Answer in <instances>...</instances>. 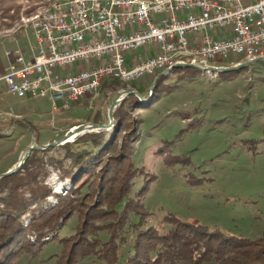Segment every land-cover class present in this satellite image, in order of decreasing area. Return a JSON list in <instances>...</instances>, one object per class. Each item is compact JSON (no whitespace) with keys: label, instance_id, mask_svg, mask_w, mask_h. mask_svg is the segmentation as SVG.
<instances>
[{"label":"rangeland","instance_id":"rangeland-1","mask_svg":"<svg viewBox=\"0 0 264 264\" xmlns=\"http://www.w3.org/2000/svg\"><path fill=\"white\" fill-rule=\"evenodd\" d=\"M47 4L48 0H0V27L4 29L14 23V26H23L28 17L22 16L23 12H36ZM32 35L30 43L34 42L33 31ZM25 41L26 49L20 48L29 55L30 43ZM141 50L143 47L134 52ZM236 59H215L213 63L226 66L243 61ZM158 73L130 82L113 81L108 77L95 92L83 96L67 109H52L48 96L32 97L20 104L16 103L20 100L18 97L9 95L13 110L35 112V122L29 127L24 119L11 118L14 134H2L5 139L0 143V156L8 154L3 162L0 158V170L7 161L9 163L0 172L13 166L34 141L42 144L61 138L69 128L80 123H108V107L117 92L125 87L138 92L126 94L115 106L109 128L85 132H102L107 140L115 137L114 145L102 150L101 162L92 166L89 175L80 173L73 181L65 176L71 157L60 143L45 148V152L34 149L33 153L32 150V157L24 162L22 169L0 177V184L3 183L0 192L5 194L10 184L25 182L34 176L37 184L58 193L49 195L44 206L54 205L59 195L70 187L83 185V190H90L89 209L102 207V194L96 198L98 181H102L100 176L108 188L117 178L116 174L120 178L130 175L126 161L113 156L119 151L124 133L135 124L138 137L129 159L140 171L130 184L132 191L145 186L142 202L146 216L142 227L153 225L162 232L169 227L164 216L172 213L214 233L251 238L260 234L264 230V60L227 71L176 66L154 81ZM118 106L121 110L117 116L114 112ZM21 131L25 132L22 141L14 142ZM81 135L66 141L73 151L83 145L76 141ZM107 158L114 165L104 168ZM117 169L122 171L121 175ZM85 182H89L87 188ZM24 191L28 197V191ZM3 202L5 200L0 205ZM37 203L33 199L30 210L37 209ZM75 216L60 228L48 230L50 233L46 230L44 235L54 232L56 237L45 241L35 253H22L15 264H57L62 248L59 237L80 226L78 221L82 218ZM139 218L131 214L129 222H138ZM24 220L27 224L29 219ZM131 227L129 223L125 225L127 241L121 244L120 260L126 257L131 244L134 232ZM99 235L107 237L104 230ZM104 263L96 256L77 262Z\"/></svg>","mask_w":264,"mask_h":264},{"label":"built area","instance_id":"built-area-1","mask_svg":"<svg viewBox=\"0 0 264 264\" xmlns=\"http://www.w3.org/2000/svg\"><path fill=\"white\" fill-rule=\"evenodd\" d=\"M25 22L30 53L7 49L0 79L19 97L48 96L54 110L108 77L130 82L176 61L264 58V0H48Z\"/></svg>","mask_w":264,"mask_h":264},{"label":"trees","instance_id":"trees-1","mask_svg":"<svg viewBox=\"0 0 264 264\" xmlns=\"http://www.w3.org/2000/svg\"><path fill=\"white\" fill-rule=\"evenodd\" d=\"M120 110L119 106L116 107L114 115L118 116ZM137 137L138 131L133 124L122 136L119 151L113 156L126 161L130 175H122L120 178L116 174L117 178L108 188L103 176H100L103 182L98 181L99 192L96 198L102 194V207L89 209L87 201L90 190H83V185L70 187L64 194L59 195L54 205L44 206L49 195L58 193L46 185L37 184L34 176L31 180L10 184L11 187L5 194L0 192V202L5 200L0 205V264H15V260L22 253H35L45 241L56 237L54 232L44 235L45 231L64 225L73 215L81 217L82 220L78 221L80 226L72 233L59 237L62 248L57 256V264H77L87 256L102 258L104 264H175L179 261L184 264H264V230L253 238L214 233L172 213L164 216L169 227L162 232L153 225L142 227L146 216L142 202L145 186L132 191L130 184L140 171V167L129 159ZM114 138L111 136L107 140L102 132L84 133L76 140L83 145L75 151L68 142L62 143L67 156L71 157L65 176H70L73 181L80 173L89 175L92 166L97 161L98 164L101 162L102 150L114 145ZM31 157L32 154L25 163ZM109 159L104 161V168L114 165ZM117 172L119 175L122 173L120 169ZM86 177L87 175L84 179ZM88 183L84 184L86 188ZM2 186L3 183L0 184V189ZM24 190L28 191V197L24 195ZM33 199L39 205L37 209L30 210L29 205ZM131 214L139 215V221L129 222ZM25 217L29 219L27 224H24ZM128 223L134 232L126 257L120 260L121 244L127 241L125 225ZM102 230L107 233L106 238L99 235Z\"/></svg>","mask_w":264,"mask_h":264},{"label":"crops","instance_id":"crops-1","mask_svg":"<svg viewBox=\"0 0 264 264\" xmlns=\"http://www.w3.org/2000/svg\"><path fill=\"white\" fill-rule=\"evenodd\" d=\"M33 11H30V13L29 11L23 12L22 16L26 15V17L27 16L29 17L33 13H35ZM15 24L16 23L9 25L4 29L0 27V76L5 71L9 62V59L6 56L5 51L9 48H14V47L15 48L21 47L22 49L23 48L26 49L25 39L28 40L29 43L32 41V40L30 41L29 38V36L31 37L33 36L31 27L26 24H24L23 26L21 24L14 26ZM9 95L18 97L20 100H18L16 103H20V104L32 99V97L29 96L19 97L9 92L7 90L5 82L2 79H0V143L3 141V139H5L2 134H6V135L14 134L13 131L14 122L13 119H11L12 117H17V119L19 118L24 119L23 122L26 123L29 127H32V123L35 122V114H34L35 112H28V111L23 112L20 110H13L11 104H9ZM9 108H11V110H9ZM27 117L29 120L25 119ZM24 134L25 132L21 131L18 136L14 137L15 138L14 142H21L22 138L24 137L23 136ZM7 154L8 152L3 153V155L0 156V158H2V162L6 159ZM8 163L9 161H7L3 169H6Z\"/></svg>","mask_w":264,"mask_h":264},{"label":"water","instance_id":"water-1","mask_svg":"<svg viewBox=\"0 0 264 264\" xmlns=\"http://www.w3.org/2000/svg\"><path fill=\"white\" fill-rule=\"evenodd\" d=\"M260 60H264V58L263 57H254L251 59L239 61V62L235 63L234 65H226V66H214V65L204 66L201 64L193 63V62H177V63L171 65L170 67H168L165 71L159 72L157 74V76L155 77L154 81L160 76L161 73L168 72L169 70H171L173 67H176V66H193V67H196V68L201 69V70L205 69V70H209V71H211V70L227 71V70H233V69L241 68V67H244L250 63L260 61ZM130 92H133L136 94L138 93L137 90L132 88V87H125V88L120 89L117 92V94L115 95V97L112 99V101L109 104L108 111H107V116L109 119L108 123H98V122L80 123V124L74 125L71 128H69L61 138L53 139L52 141H50L48 143H42V144L37 143L36 141L32 142L30 145H28V147L25 149L22 156L19 158V160L13 166H11L6 171L0 172V177L9 175V174L16 172L19 169H21L25 160L27 159V157L29 156L31 151L34 149H45V148H48L49 146L57 145V144L72 140V139H74V137L79 136L80 134H83V133L88 132V131H98L99 129L109 128L112 124V121H113V111H114L115 106L124 98V96L126 94H128Z\"/></svg>","mask_w":264,"mask_h":264},{"label":"bare ground","instance_id":"bare-ground-1","mask_svg":"<svg viewBox=\"0 0 264 264\" xmlns=\"http://www.w3.org/2000/svg\"><path fill=\"white\" fill-rule=\"evenodd\" d=\"M177 62H189V61H176V62H173L172 65L175 64V63H177ZM168 67H170V66H168ZM168 67H165V68H163L162 70H159L158 72L165 71ZM162 74H163V73H162ZM58 190H59V188H58Z\"/></svg>","mask_w":264,"mask_h":264}]
</instances>
